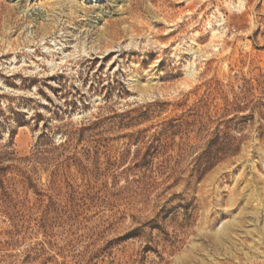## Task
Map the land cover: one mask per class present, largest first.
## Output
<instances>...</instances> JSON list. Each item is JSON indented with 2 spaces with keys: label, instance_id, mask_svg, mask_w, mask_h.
Instances as JSON below:
<instances>
[{
  "label": "rangeland",
  "instance_id": "374dc122",
  "mask_svg": "<svg viewBox=\"0 0 264 264\" xmlns=\"http://www.w3.org/2000/svg\"><path fill=\"white\" fill-rule=\"evenodd\" d=\"M0 264H264V0H0Z\"/></svg>",
  "mask_w": 264,
  "mask_h": 264
}]
</instances>
